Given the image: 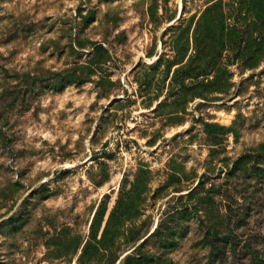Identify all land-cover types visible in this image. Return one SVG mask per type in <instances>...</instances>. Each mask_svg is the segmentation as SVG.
<instances>
[{
	"label": "rangeland",
	"instance_id": "obj_1",
	"mask_svg": "<svg viewBox=\"0 0 264 264\" xmlns=\"http://www.w3.org/2000/svg\"><path fill=\"white\" fill-rule=\"evenodd\" d=\"M152 232L139 264H264V0H0V264Z\"/></svg>",
	"mask_w": 264,
	"mask_h": 264
},
{
	"label": "trees",
	"instance_id": "obj_2",
	"mask_svg": "<svg viewBox=\"0 0 264 264\" xmlns=\"http://www.w3.org/2000/svg\"><path fill=\"white\" fill-rule=\"evenodd\" d=\"M196 188L194 190H196ZM194 190L190 191L189 195H191L194 192ZM208 232L212 235V236H210V235H208V236L212 240V241H210V247L213 248L211 253L215 254V256L211 258V261L213 263L217 262V261H223L225 258H228V253H232L233 257L237 256V247L239 246L240 239L234 240L233 238H230L229 236L224 238V237H222L221 234H217V235L214 234L213 235V232L211 230H209ZM153 233H151L147 237L145 236L144 238H140V239L131 238L130 241L139 242L140 240H142V243L139 244L137 247H135V249L131 252V254H127L126 256L124 255V258L121 261V263H123V264H132V263L139 264V263H141L142 261L140 260V258L142 256H140V254L138 252L140 251V248H142L144 246V244L147 242V240L152 236ZM208 236H207V239H209ZM228 249H230V252L228 251ZM262 250H264V248ZM85 251H86V249H85ZM250 256H253V254H250ZM250 256L247 255L246 259H248V257H250ZM256 259L258 261H260V263H263L264 262V251L262 252L260 250V258H257V256H256V258L252 259V263L254 261H256ZM151 261H153L155 264H160V262H158L159 260H151Z\"/></svg>",
	"mask_w": 264,
	"mask_h": 264
},
{
	"label": "bare ground",
	"instance_id": "obj_3",
	"mask_svg": "<svg viewBox=\"0 0 264 264\" xmlns=\"http://www.w3.org/2000/svg\"><path fill=\"white\" fill-rule=\"evenodd\" d=\"M170 25H171V24H170ZM170 25H168V26H170ZM156 58H157V57H156ZM156 58H155V59H156Z\"/></svg>",
	"mask_w": 264,
	"mask_h": 264
},
{
	"label": "water",
	"instance_id": "obj_4",
	"mask_svg": "<svg viewBox=\"0 0 264 264\" xmlns=\"http://www.w3.org/2000/svg\"><path fill=\"white\" fill-rule=\"evenodd\" d=\"M153 233V232H152Z\"/></svg>",
	"mask_w": 264,
	"mask_h": 264
}]
</instances>
